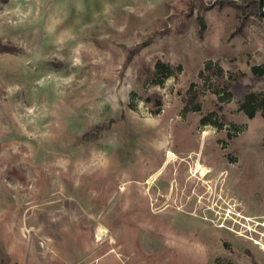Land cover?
Instances as JSON below:
<instances>
[{"label": "rangeland", "instance_id": "obj_1", "mask_svg": "<svg viewBox=\"0 0 264 264\" xmlns=\"http://www.w3.org/2000/svg\"><path fill=\"white\" fill-rule=\"evenodd\" d=\"M255 4L0 0V264H264Z\"/></svg>", "mask_w": 264, "mask_h": 264}, {"label": "trees", "instance_id": "obj_2", "mask_svg": "<svg viewBox=\"0 0 264 264\" xmlns=\"http://www.w3.org/2000/svg\"><path fill=\"white\" fill-rule=\"evenodd\" d=\"M256 1V4L254 5V9L257 14H261L259 9V0ZM250 4L244 5V9H246ZM262 15V14H261ZM254 69H261L260 66H254ZM154 74L159 77L156 83H162L165 78L169 77L171 74H173V69L170 65L159 61L156 64L155 72ZM241 109L245 111L250 117H254L258 111H261L264 114V92L263 93H249L245 100L243 101L241 105ZM208 119V118H207ZM206 120V118H205Z\"/></svg>", "mask_w": 264, "mask_h": 264}, {"label": "water", "instance_id": "obj_3", "mask_svg": "<svg viewBox=\"0 0 264 264\" xmlns=\"http://www.w3.org/2000/svg\"><path fill=\"white\" fill-rule=\"evenodd\" d=\"M259 9L261 14L264 16V0H259Z\"/></svg>", "mask_w": 264, "mask_h": 264}, {"label": "bare ground", "instance_id": "obj_4", "mask_svg": "<svg viewBox=\"0 0 264 264\" xmlns=\"http://www.w3.org/2000/svg\"><path fill=\"white\" fill-rule=\"evenodd\" d=\"M200 170H201V175H204L206 173V169L203 168V167H200ZM199 171V170H198Z\"/></svg>", "mask_w": 264, "mask_h": 264}]
</instances>
